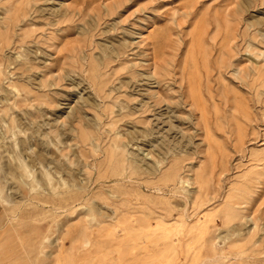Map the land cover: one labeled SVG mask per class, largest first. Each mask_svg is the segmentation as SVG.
Returning a JSON list of instances; mask_svg holds the SVG:
<instances>
[{"label": "rangeland", "instance_id": "374dc122", "mask_svg": "<svg viewBox=\"0 0 264 264\" xmlns=\"http://www.w3.org/2000/svg\"><path fill=\"white\" fill-rule=\"evenodd\" d=\"M0 264H264V0H0Z\"/></svg>", "mask_w": 264, "mask_h": 264}, {"label": "bare ground", "instance_id": "6f19581e", "mask_svg": "<svg viewBox=\"0 0 264 264\" xmlns=\"http://www.w3.org/2000/svg\"><path fill=\"white\" fill-rule=\"evenodd\" d=\"M165 116V115H164ZM164 119V118H163ZM168 119V118H167Z\"/></svg>", "mask_w": 264, "mask_h": 264}]
</instances>
